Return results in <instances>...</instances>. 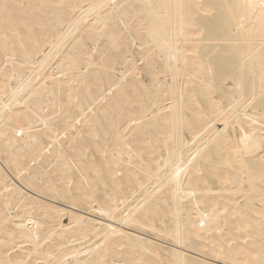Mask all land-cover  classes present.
Wrapping results in <instances>:
<instances>
[{"label":"bare ground","instance_id":"6f19581e","mask_svg":"<svg viewBox=\"0 0 264 264\" xmlns=\"http://www.w3.org/2000/svg\"><path fill=\"white\" fill-rule=\"evenodd\" d=\"M46 2L49 0H7L9 12H0V45L7 37L16 42L18 52L23 44L32 56L30 61L21 58L7 67L0 56V101L7 102L18 88H32L45 103L51 101L50 110L55 107L59 112L64 105L59 119L70 121L80 107L70 87L79 64L70 68L71 57L84 51L80 47L83 41L92 43L95 33L89 17L108 19L90 6L109 0H56L69 5L59 17L39 8ZM250 2L255 5L248 10L254 38L241 42L237 27L228 22L229 10L221 6L244 0H116L118 5L132 6L124 13L133 25L135 41L111 54V76L115 79L123 72L124 87L137 100L143 98L141 112L156 116L147 122L146 133L133 142V150L142 151L143 156L131 163L125 157L117 165L89 138L74 141L71 132L65 137L61 128L57 141L40 124L23 140L11 133V142L0 138V242L19 241L36 232V225L41 233H56V243L47 253L37 254L25 242L12 254L15 264H26L30 257L35 264L37 259H63L65 255L74 258V264L85 260L120 264L130 257L137 264H214L219 249L214 255L207 233L194 227L199 215L196 205L234 206L242 198L241 183L246 177L227 169L217 177L198 168L204 175L196 197L179 203L170 199L161 181L166 184L174 162L181 155L185 160L196 155L204 141H210V150L216 153L217 144L211 141L227 137L234 143L239 138L241 126H233L229 108L241 88L251 93L255 86L259 104L264 19L260 0ZM178 3L192 7L180 10L174 7ZM72 25L80 31L75 33L73 28L69 34ZM99 46L103 49L106 42ZM70 92L71 109L67 107ZM80 96L82 99L83 90ZM224 121H229L227 128ZM107 131L111 134V129ZM165 139L169 148H183V152L174 153L169 160ZM99 143L106 146L103 134ZM184 183L187 186L188 181ZM140 205L148 211H137ZM105 212L113 215H103ZM109 225L116 234L110 233ZM105 238L104 246L97 250L96 244Z\"/></svg>","mask_w":264,"mask_h":264},{"label":"snow or ice","instance_id":"6c2138e0","mask_svg":"<svg viewBox=\"0 0 264 264\" xmlns=\"http://www.w3.org/2000/svg\"><path fill=\"white\" fill-rule=\"evenodd\" d=\"M68 7L69 5L57 3L56 0H49L39 5L45 13L50 11L53 17L62 16ZM90 7L94 10L98 9L102 16H107L108 19L89 17V21L94 25L95 33L91 35L92 43L83 41L80 47L84 51L77 52L71 57L70 68L79 64L73 73V83L70 86L71 91L77 94L75 104L80 105L77 108V115L70 121H62L59 116L65 111L64 105L60 106L59 112L55 107L50 110L51 101L45 103L37 90L18 88L7 102L0 101V138L11 142L9 136L11 133L17 139L23 140L26 133H31L35 125L40 124L50 137L55 134L58 141L60 130L63 128L64 136L67 137L71 132L74 141L89 138L96 144L98 151H103L106 158L110 154L117 165L125 157L127 162L131 163L133 158L141 159L143 156L142 151L133 150L134 140L144 135L147 131L145 127L147 122L156 118L141 112L143 98L137 100L124 87L126 78L123 72L115 79L111 76L114 71L111 54H118L126 43L131 45L135 41L133 25L129 23L124 13L125 9L132 6L118 5L116 0H109L108 4ZM148 7L155 6L148 5ZM174 7L184 10L192 6L178 3ZM221 7L229 10L228 22L237 27L236 36L241 42L254 38L248 10L253 9L255 5L250 0ZM260 7L262 19H264V0H260ZM109 8L113 9V13L108 12ZM9 9L7 0H0V12L7 14ZM73 28H75L74 25L70 26L69 34H73ZM79 31V28H75V33ZM260 39L264 42V32L260 34ZM105 42L106 46L101 49L99 45ZM55 54L59 55V52ZM0 56L4 58L5 67L8 64L16 65L21 58L25 62L32 59L31 53L24 48L23 44L18 52L16 42H10L7 37L0 45ZM97 57H99L98 60ZM85 64L88 66L85 67ZM33 79H39V77ZM60 87L63 90V84ZM81 90H83L82 99ZM20 92H23V95H19ZM67 107L69 109L73 107L71 92ZM229 111L233 113L231 117L233 126H241L239 138L234 143L227 137H222L219 141H211L217 144L216 153L210 150V141H204V147L198 149L196 155L190 154L187 160L181 155L178 162H174L172 171L167 177V183L161 181V186L167 190L171 200L179 203L189 197H196L197 184L204 175L203 171H196L198 168H206L210 174L217 177L225 169L246 177L241 183L242 198H238L234 206H221L217 203L202 208L200 204H197L196 209L199 215L194 222V227H199L202 232L207 233L208 243L214 255L216 249H219V255L214 264H264V76L261 77L259 104H257L255 86L251 93L241 88L239 97L230 102ZM181 116H183L182 105ZM224 124L227 128L229 121H224ZM107 129H111V134ZM102 134L106 146L99 143ZM199 135L193 137V144L196 143ZM220 136L221 134L217 133V137ZM164 147L169 149V160L174 153L183 152V148H169L167 139L164 140ZM163 159L161 156V161ZM159 163L160 161H157L158 165ZM168 166L165 164L166 168ZM236 179L239 181L240 176L237 175ZM186 180L187 186L184 183ZM157 190L159 191L160 188ZM142 209L148 211L144 205L138 206L137 211ZM117 211L124 212L123 209H117ZM102 214L113 215L111 212ZM124 215L128 213L124 212ZM124 222L128 223V220ZM32 224L33 221L30 219L29 226ZM36 228V232H29L19 241L13 238L11 243L0 242L3 243V247L0 248V264H15L12 254L22 249L25 242L31 244L37 254L47 253L56 243V233L54 231L50 234L41 233L40 225H36ZM109 230L110 233L116 234L117 230L111 225ZM105 240L106 238L96 244L97 250L104 246ZM84 255L87 256L86 253ZM26 264H32L31 257ZM35 264H74V258H69L67 255L63 259L47 256L45 260L37 259ZM75 264H91V262L76 261ZM120 264H137V262L130 257L121 261ZM188 264H198V262H188Z\"/></svg>","mask_w":264,"mask_h":264},{"label":"rangeland","instance_id":"374dc122","mask_svg":"<svg viewBox=\"0 0 264 264\" xmlns=\"http://www.w3.org/2000/svg\"><path fill=\"white\" fill-rule=\"evenodd\" d=\"M90 214V213H89Z\"/></svg>","mask_w":264,"mask_h":264}]
</instances>
